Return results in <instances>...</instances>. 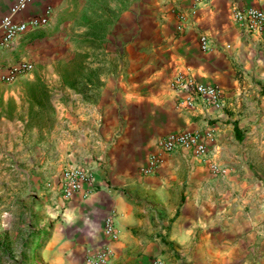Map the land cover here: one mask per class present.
Returning <instances> with one entry per match:
<instances>
[{"label":"crops","instance_id":"crops-1","mask_svg":"<svg viewBox=\"0 0 264 264\" xmlns=\"http://www.w3.org/2000/svg\"><path fill=\"white\" fill-rule=\"evenodd\" d=\"M17 1L0 0V19ZM91 1L33 0L16 18L48 10L47 25L0 49V264L5 232L18 227L25 264H82L103 246L108 264H264V33L232 18L264 0H120L116 24L111 5L98 28L80 20ZM93 31L104 37H89L83 52L82 34ZM21 62L32 71L6 83ZM180 71L218 86L223 108H179L185 96L170 81ZM180 132L211 133L204 143L224 174L189 149L158 150L159 138ZM150 154L162 164L144 175ZM68 166L91 169L88 196L58 193ZM245 211L252 217L242 220ZM108 214L113 241L102 228Z\"/></svg>","mask_w":264,"mask_h":264},{"label":"built area","instance_id":"built-area-1","mask_svg":"<svg viewBox=\"0 0 264 264\" xmlns=\"http://www.w3.org/2000/svg\"><path fill=\"white\" fill-rule=\"evenodd\" d=\"M33 0H18L9 13L0 19V49L9 47L17 38L28 30L40 29L48 23V10L43 15L31 16L26 20L16 17L23 12ZM195 5L207 3L210 0H191ZM182 19V17H180ZM233 20L248 33H264V9L244 8L233 9ZM203 51L208 50V41L205 36L199 38ZM33 65L29 62H21L8 68L4 77L6 83H13L16 79L32 71ZM170 87L185 98L178 101L179 108L192 109L201 105L205 110H221L225 104L222 92L218 86L198 83L187 72H177L170 81ZM211 133L201 135L191 132H180L166 135L156 142L158 150L162 153H171L177 149H189L194 156L209 163L213 174H224L212 161V155L204 143V139H210ZM162 159L158 154H150L146 165L141 168L144 175L154 174L161 166ZM58 193L64 200L69 201L76 194L88 196L93 190L91 169L84 166H68L63 168L56 183ZM103 233L108 240H116L118 232L113 214H108L103 220ZM111 259V250L103 246L96 255L90 256L82 264H108ZM151 264H163L161 260L154 259Z\"/></svg>","mask_w":264,"mask_h":264},{"label":"rangeland","instance_id":"rangeland-1","mask_svg":"<svg viewBox=\"0 0 264 264\" xmlns=\"http://www.w3.org/2000/svg\"><path fill=\"white\" fill-rule=\"evenodd\" d=\"M127 3V2H126ZM129 4H132V1L128 2ZM122 4V2L120 0H99V1H91L88 2V4L86 5V7L83 8L82 13L83 16L82 18H80V20H83V22H86L87 24L91 23L94 24L93 28H98L99 26H101L103 24V22L106 20V18L108 19V23L110 20V6H113V21L114 24H116L117 22V18H118V13L120 12V5ZM125 6V3H124ZM106 13H107V17H106ZM72 27H74V25H72ZM71 27V28H72ZM117 28V27H116ZM115 28V29H116ZM116 34L117 31H115L113 33L114 39L116 40ZM67 36H69L72 40L71 44L75 43V45H78V37L79 34L73 33V32H68L67 31ZM83 38V52L85 51L84 45H88L89 46V42L88 44H86V40H89V37L95 38V39H102L104 37V33H97L96 31H93L90 34H82ZM87 36V39H86ZM67 55L69 57L73 56V51H68ZM67 56V57H68ZM84 55H83V61H84ZM85 67V68H84ZM74 64H70L64 71H66L67 74H69V76L72 78V75L74 73ZM82 71L85 73H89L90 69L89 66H83L82 65ZM23 87L25 89H27L29 92H31V94L35 93V91L39 90L41 88V86L38 85H33V84H24ZM42 89V88H41ZM8 207H10L9 205H7ZM5 211L6 213H8V208ZM249 214L248 211H245V214H239V218H242V220H246V219H250L252 216L249 214V216L247 215ZM6 217H9V213L6 215ZM4 222H11V220H3ZM21 222H25V220H20ZM13 229V227H12ZM21 229H25V227L21 228L18 227L17 230L14 229L13 231L10 229V232H5L6 235L5 237L7 238L6 243H7V249L9 250L10 254H7L6 257H3V263L4 264H25L24 259H26L25 255H24V250L22 252H20V254L17 255L16 253V248H22L20 247V245L18 246V244L15 242V238L17 237L18 234H21ZM17 232V233H15ZM5 238V239H6ZM9 239V240H8ZM21 244V243H20ZM4 246H5V242H4ZM36 248V247H35Z\"/></svg>","mask_w":264,"mask_h":264}]
</instances>
